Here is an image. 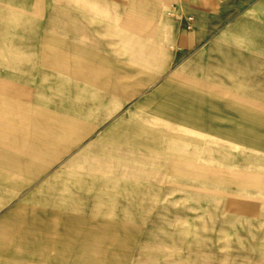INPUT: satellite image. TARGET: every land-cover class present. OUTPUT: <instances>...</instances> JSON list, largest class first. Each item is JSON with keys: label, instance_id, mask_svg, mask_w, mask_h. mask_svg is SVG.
Wrapping results in <instances>:
<instances>
[{"label": "rangeland", "instance_id": "obj_1", "mask_svg": "<svg viewBox=\"0 0 264 264\" xmlns=\"http://www.w3.org/2000/svg\"><path fill=\"white\" fill-rule=\"evenodd\" d=\"M162 1L0 0V264H264V97L160 121L148 26L118 14Z\"/></svg>", "mask_w": 264, "mask_h": 264}, {"label": "crops", "instance_id": "obj_2", "mask_svg": "<svg viewBox=\"0 0 264 264\" xmlns=\"http://www.w3.org/2000/svg\"><path fill=\"white\" fill-rule=\"evenodd\" d=\"M131 9L120 10L119 23L125 17L146 21L149 59L163 65L154 72L150 88L161 83L169 90L160 104L169 108L168 115L178 116L160 121L202 122L190 108L220 106L203 101L214 93L225 97L222 105L237 108V116L250 122L252 92L264 97V0H163L161 5ZM257 105L263 107L264 100ZM186 148L178 153H189ZM27 198L22 195L17 203Z\"/></svg>", "mask_w": 264, "mask_h": 264}, {"label": "bare ground", "instance_id": "obj_3", "mask_svg": "<svg viewBox=\"0 0 264 264\" xmlns=\"http://www.w3.org/2000/svg\"><path fill=\"white\" fill-rule=\"evenodd\" d=\"M250 127V134H251V132L252 131H254V132H257L256 130H255V128H253L251 125L249 126ZM253 135H254V133H253ZM248 138H250L251 139V137H250V135H248ZM248 138H246V137H244V138H242V140L245 142H247V141H249V139ZM202 153H203V151H202ZM94 158V160L96 161L94 164H93V162L91 161V165L93 166V167H95V168H97V167H99V162H97L98 160H96V158L95 157H93ZM210 158V157H209ZM92 160V159H91ZM88 162H90V160H88ZM251 165L249 166V173H250V175L252 176L253 174H256L257 175V172H256V166H252L253 164L252 163H250ZM248 169H246V170H248ZM255 169V170H254ZM248 173V172H247ZM261 177V176H260ZM264 177V176H263Z\"/></svg>", "mask_w": 264, "mask_h": 264}]
</instances>
